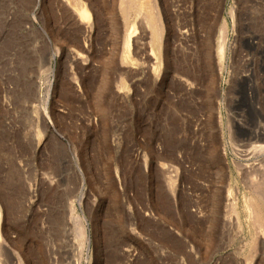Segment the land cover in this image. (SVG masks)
Returning <instances> with one entry per match:
<instances>
[{"label": "rangeland", "instance_id": "1", "mask_svg": "<svg viewBox=\"0 0 264 264\" xmlns=\"http://www.w3.org/2000/svg\"><path fill=\"white\" fill-rule=\"evenodd\" d=\"M259 126L264 0H0V264H264Z\"/></svg>", "mask_w": 264, "mask_h": 264}, {"label": "bare ground", "instance_id": "2", "mask_svg": "<svg viewBox=\"0 0 264 264\" xmlns=\"http://www.w3.org/2000/svg\"><path fill=\"white\" fill-rule=\"evenodd\" d=\"M140 13V12H139ZM80 15H81V17H83V18H89V15H88V13H87V11H86V9L84 10L83 9V13H82V11H81V13H79ZM148 23V22H147ZM148 25H149V27H151V25L148 23ZM153 26V25H152ZM152 29V31H153V28H151ZM135 32V28H133L132 30H130V32H129V34H128V37L127 38H130L131 36H132V34ZM236 122V121H235ZM234 122V123H235ZM236 124L238 125V127H240V128H243V126L241 125V123H239V122H236ZM245 128V127H244ZM246 131H248V129L246 130ZM249 134H252V136L254 137V138H259V137H261V135H264V127L262 126V127H257V129H250L249 131ZM251 136V137H252ZM249 138V137H248ZM256 143V142H255ZM262 146V145H261ZM251 152V151H250ZM248 155H249V153H248ZM239 166V165H238ZM237 166V167H238ZM244 168H246V166L244 167ZM236 169V168H235ZM239 171L238 172H242L243 173V168L241 169L240 167L239 168H237ZM236 169V170H237ZM264 170V168H262V167H256L255 165H247V169H245L244 171H246V173L248 172V173H251V175L252 174H254V175H256V177H257V175H259V176H261V174L263 173V172H261V171H263ZM245 173V172H244ZM257 173H260V174H257ZM246 175V174H245ZM246 177V176H245ZM257 183V182H256ZM246 187V186H245ZM238 192V191H237ZM239 195V194H238ZM244 197V196H243ZM240 198V197H239ZM236 199V197H234V195H233V193L231 192V190H229V192H228V194H227V197H226V203H225V208H226V210L227 209H232V208H236L237 207V201H239V200H237Z\"/></svg>", "mask_w": 264, "mask_h": 264}]
</instances>
